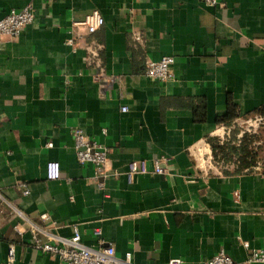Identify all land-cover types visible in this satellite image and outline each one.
I'll return each mask as SVG.
<instances>
[{
	"label": "crops",
	"instance_id": "1",
	"mask_svg": "<svg viewBox=\"0 0 264 264\" xmlns=\"http://www.w3.org/2000/svg\"><path fill=\"white\" fill-rule=\"evenodd\" d=\"M25 6L32 22L0 39V264H67L32 247L42 212L50 233L76 228L133 264H204L220 250L264 264L250 259L264 249V171L223 174L207 142L229 133L217 122L228 97L240 117L264 105V0H0V18ZM92 11L103 18L94 32L74 25ZM163 55L174 78L145 76ZM75 129L107 149L104 177L77 162ZM137 159L165 172L129 181ZM48 161L58 179H46Z\"/></svg>",
	"mask_w": 264,
	"mask_h": 264
},
{
	"label": "built area",
	"instance_id": "2",
	"mask_svg": "<svg viewBox=\"0 0 264 264\" xmlns=\"http://www.w3.org/2000/svg\"><path fill=\"white\" fill-rule=\"evenodd\" d=\"M209 5H217L219 0H202ZM33 20V12L29 6H25L20 10L12 9L2 18H0V39L2 36L17 38L23 27ZM103 24V18L97 11H92L83 20L76 21V27L83 28L88 33L94 32ZM172 55H163L158 60L149 61L146 64L145 76L165 82L174 78L172 64ZM97 81L103 83H112L113 77H107L102 72L95 75ZM121 111H126V107H121ZM73 139L76 150V159L80 165L91 163L95 168L97 177H104L105 165L107 162V149L100 146L97 142L90 140L86 134L80 129L73 131ZM52 143H47L51 146ZM165 172L159 161L153 162V168H148V163L145 159H137L129 161L127 165L126 176L129 181L136 174ZM45 176L48 180H55L60 177V165L57 161H48L45 165ZM99 187H103L102 182H98ZM27 193V191H25ZM19 213V212H18ZM43 226L31 223L30 234L32 238V247L43 252H50L56 255L61 261L67 264H133L131 262V253L127 252L122 257H118L115 248L112 244L99 240L97 247H91L81 242L79 231L74 228L73 234L70 237H61L50 233L55 224L51 220L47 212H42L39 215ZM20 233V230L17 229ZM94 235L100 239V228L93 229ZM245 247L247 243L244 244ZM250 259L253 261L264 262V249H252ZM14 259V245H8L7 263ZM181 258H172L167 264H182ZM204 264H234L232 259L222 250L218 251Z\"/></svg>",
	"mask_w": 264,
	"mask_h": 264
},
{
	"label": "trees",
	"instance_id": "3",
	"mask_svg": "<svg viewBox=\"0 0 264 264\" xmlns=\"http://www.w3.org/2000/svg\"><path fill=\"white\" fill-rule=\"evenodd\" d=\"M202 103V102H201ZM203 108V105H201ZM195 120H203L202 117L197 116L195 107ZM204 108L202 109V111ZM264 114V105L256 107L247 114ZM240 117L237 105L228 97L226 102V112L223 116L217 119L218 123L230 128L234 121ZM246 117V116H243ZM239 129H229V133L223 139L217 136H208L207 142L210 145L213 162L219 167L223 174H239L244 172H251L255 170L259 160L262 157L259 155L258 147L254 145L255 136L247 132H243L239 137ZM264 171V170H263Z\"/></svg>",
	"mask_w": 264,
	"mask_h": 264
},
{
	"label": "rangeland",
	"instance_id": "4",
	"mask_svg": "<svg viewBox=\"0 0 264 264\" xmlns=\"http://www.w3.org/2000/svg\"><path fill=\"white\" fill-rule=\"evenodd\" d=\"M239 129V137L245 131L255 136L254 145L258 147L259 155L262 160H259L255 170H264V114H252L246 117H240L234 121V124L229 129Z\"/></svg>",
	"mask_w": 264,
	"mask_h": 264
}]
</instances>
